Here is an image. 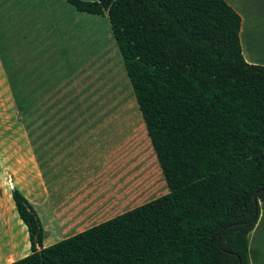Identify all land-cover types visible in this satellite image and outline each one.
<instances>
[{"label": "trees", "instance_id": "16d2710c", "mask_svg": "<svg viewBox=\"0 0 264 264\" xmlns=\"http://www.w3.org/2000/svg\"><path fill=\"white\" fill-rule=\"evenodd\" d=\"M64 1L106 17L167 192L42 247L12 189L30 252L7 264H248L264 210V65L242 56L239 14L225 0Z\"/></svg>", "mask_w": 264, "mask_h": 264}, {"label": "crops", "instance_id": "0c3cea01", "mask_svg": "<svg viewBox=\"0 0 264 264\" xmlns=\"http://www.w3.org/2000/svg\"><path fill=\"white\" fill-rule=\"evenodd\" d=\"M225 1L241 18L239 40L244 60L264 65V0ZM30 5L31 1L18 8L20 54H27V34L31 37L37 33V28L32 31L30 25L37 17L28 19L30 14H36ZM61 10H66L65 6ZM13 29L4 30L2 48L7 57L0 59V90L8 96L12 94L9 57L13 38L8 30ZM32 48L30 55L41 54L35 42ZM49 106L56 114L44 117L42 113L34 120L20 122L18 166L10 167L6 159L0 166V264L30 252L26 228L14 210L12 189L21 193L36 214L42 228V247L167 192L150 143L148 148L140 149L130 142L124 144L121 137L117 142L115 135L107 134L104 119L84 114L57 115L59 111H86V106L54 103Z\"/></svg>", "mask_w": 264, "mask_h": 264}, {"label": "rangeland", "instance_id": "374dc122", "mask_svg": "<svg viewBox=\"0 0 264 264\" xmlns=\"http://www.w3.org/2000/svg\"><path fill=\"white\" fill-rule=\"evenodd\" d=\"M29 1L31 11L36 10V14H30L28 19L37 17L36 22L30 23L31 30L37 28V33L31 37L27 34V54H20L18 8L27 6ZM61 1L63 3L60 0H0V59L7 57L2 48L4 30L15 27L8 30L13 34L8 56L12 94L8 96L0 90V166L5 159L10 167L18 166L20 124L42 113L44 117L56 114L49 106L51 103L86 106V111H59L57 115L68 113L70 117H78L84 114L104 119L107 134L115 135L117 142L121 137L124 144L130 142L140 149L148 148L149 141L106 17L79 15ZM62 6L66 10H61ZM10 20L8 27L6 23ZM34 42L40 55L29 54ZM247 259L248 264H264L262 209L247 234Z\"/></svg>", "mask_w": 264, "mask_h": 264}, {"label": "water", "instance_id": "95a60500", "mask_svg": "<svg viewBox=\"0 0 264 264\" xmlns=\"http://www.w3.org/2000/svg\"><path fill=\"white\" fill-rule=\"evenodd\" d=\"M252 199H253V200L255 199V194L252 195Z\"/></svg>", "mask_w": 264, "mask_h": 264}]
</instances>
